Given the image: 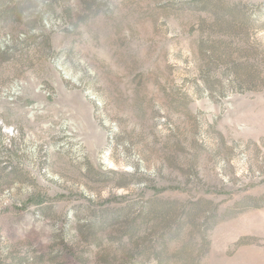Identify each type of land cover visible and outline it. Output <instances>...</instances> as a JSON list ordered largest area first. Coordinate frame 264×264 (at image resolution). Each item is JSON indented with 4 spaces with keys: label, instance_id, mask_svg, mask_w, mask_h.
I'll use <instances>...</instances> for the list:
<instances>
[{
    "label": "rangeland",
    "instance_id": "1",
    "mask_svg": "<svg viewBox=\"0 0 264 264\" xmlns=\"http://www.w3.org/2000/svg\"><path fill=\"white\" fill-rule=\"evenodd\" d=\"M0 264H264V0H0Z\"/></svg>",
    "mask_w": 264,
    "mask_h": 264
}]
</instances>
